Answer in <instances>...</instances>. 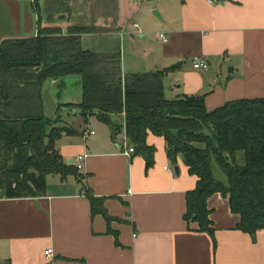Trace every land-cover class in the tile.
I'll return each instance as SVG.
<instances>
[{"label":"crops","instance_id":"1","mask_svg":"<svg viewBox=\"0 0 264 264\" xmlns=\"http://www.w3.org/2000/svg\"><path fill=\"white\" fill-rule=\"evenodd\" d=\"M87 25L101 28L81 32V46L119 50L122 75L164 70L168 98L202 94L212 110L230 100L264 97V0H0V43L37 36L43 28L67 34L70 26ZM196 56L207 60L206 69L193 66ZM66 78L50 79L51 86H68ZM82 100L63 102L71 110L63 125L74 131H63L55 147L72 165L77 154L87 153L84 179L49 173L39 195L10 197L0 189V263L264 264V228L254 235L237 228L239 214L228 196L214 192L207 199L213 235L185 218L186 192L198 176L181 153L170 160L164 135L148 131L147 144L156 149L148 167L142 154L121 150L124 140L132 145L125 111L117 113L122 137L113 138L104 121L90 128L95 123L82 114ZM52 101L47 113L63 119V108ZM72 119L77 123L71 126ZM90 129L94 133L84 135ZM235 159L245 163L243 149ZM212 169L228 182L215 160ZM83 182L103 197L109 222L92 211Z\"/></svg>","mask_w":264,"mask_h":264},{"label":"trees","instance_id":"2","mask_svg":"<svg viewBox=\"0 0 264 264\" xmlns=\"http://www.w3.org/2000/svg\"><path fill=\"white\" fill-rule=\"evenodd\" d=\"M99 28L70 26L67 34L57 27L43 28L37 36L1 41L0 189L10 197L39 195L45 192L49 173L61 177L75 173L84 179L55 147L63 131L74 129L56 124L59 115L54 118L46 112L42 93L45 81L79 74L82 114L95 112L116 138L123 123L111 115L124 110L125 135L148 167L156 150L147 144L149 130L164 135L170 160L175 162L182 154L189 171L198 176L195 188L186 192L184 214L199 223L198 229L214 233L207 207L214 192L228 196L232 211L239 214L237 228L253 235L264 228V97L238 98L212 110L206 108L202 94L168 98L164 70L122 75L119 50L97 52L81 46V32ZM239 149L244 150V164L236 162ZM212 160L226 173L227 183L214 176ZM82 189L92 211L109 222L112 216L103 197L85 182Z\"/></svg>","mask_w":264,"mask_h":264},{"label":"rangeland","instance_id":"3","mask_svg":"<svg viewBox=\"0 0 264 264\" xmlns=\"http://www.w3.org/2000/svg\"><path fill=\"white\" fill-rule=\"evenodd\" d=\"M152 34V33H151ZM93 39V38H92ZM94 46H98V45H94ZM130 56V55H128ZM79 75L77 74H71L69 76H65V77H68L66 78V80L70 81L71 83L68 85V86H59V85H54L53 87L51 86V81L50 79L45 81L44 84H43V88H42V93L44 95V99H45V108L46 110H50L52 109V104H53V99L57 102V104L59 103L61 108H63L61 110L62 112V117L63 119H60L57 121L56 124H64L66 123L67 121V117H68V112H71L70 109H68V106L63 104V102L69 100L71 101L72 100H76L78 97H81L82 95V99H83V85L79 84ZM50 84V85H49ZM47 112V111H46ZM80 111L77 113V118L79 119L80 118ZM72 117V115H71ZM112 118L114 120H118L120 122H123V117L121 114H117V115H113ZM74 119V118H73ZM71 120L69 121L72 125H75L77 122L75 120ZM94 121L95 124H90L89 123V126L90 128H96V125H98V123H100V120L98 118H96V116H94V114H90L89 115V121ZM75 121V122H74ZM91 130H94V129H91ZM121 132L120 131L118 133L119 135V138L122 137L121 135ZM80 136H82V134L78 133Z\"/></svg>","mask_w":264,"mask_h":264},{"label":"built area","instance_id":"4","mask_svg":"<svg viewBox=\"0 0 264 264\" xmlns=\"http://www.w3.org/2000/svg\"><path fill=\"white\" fill-rule=\"evenodd\" d=\"M135 26H137V23H134ZM162 36H164L163 33H161ZM193 66L195 68H202V69H206V67H208V62L206 59L200 57V56H196L194 57L193 60ZM88 133H94V130H88L84 132V135L88 134ZM121 150L128 156H130L135 150H134V145H129L125 140L122 143V148ZM87 157V153H79L77 154L74 158H73V164L76 165V167H78L79 169L83 168V164H84V160ZM52 251L51 247L46 248L45 250V254H48Z\"/></svg>","mask_w":264,"mask_h":264},{"label":"water","instance_id":"5","mask_svg":"<svg viewBox=\"0 0 264 264\" xmlns=\"http://www.w3.org/2000/svg\"><path fill=\"white\" fill-rule=\"evenodd\" d=\"M153 13L156 14V15H158V16H160L162 18V14L160 13V11L158 9H154L153 10ZM56 78L59 79L61 77H56ZM176 169H178V167H176ZM30 170H32V169H30Z\"/></svg>","mask_w":264,"mask_h":264}]
</instances>
